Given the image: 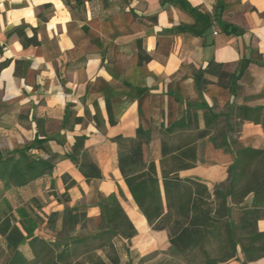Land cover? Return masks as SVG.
Instances as JSON below:
<instances>
[{"label":"crops","instance_id":"0c3cea01","mask_svg":"<svg viewBox=\"0 0 264 264\" xmlns=\"http://www.w3.org/2000/svg\"><path fill=\"white\" fill-rule=\"evenodd\" d=\"M17 27L28 37L36 32L40 44L25 47ZM140 53L149 59L140 63ZM4 61L0 109L8 110L0 112L1 121L8 112L27 119L1 126H27L29 143L37 133L46 136L53 154L50 173L18 188L32 207V199L40 201L47 215L84 206L86 217L97 221L102 201L114 194L139 234L138 226L149 222L120 171L115 138H135L142 126L151 131L143 144L144 161L156 165L164 211L162 148H171L169 156L195 147V157L184 158L191 165L174 173L204 184L207 202L224 203L220 212L210 207V216L226 228L207 237L221 245L219 264H264V200H256L247 179L230 184L239 149L264 151V0H0ZM210 62L241 74L222 85L218 75L206 72L209 83L202 90L196 74ZM241 107L261 108L259 119L244 118ZM182 119L184 126L166 131ZM81 135L87 137L83 151L98 165L101 178L88 180L66 155ZM33 153L49 157L42 150ZM216 186L226 193L224 201L216 198ZM79 229L80 222L70 234L50 240L91 242L96 230L77 234ZM115 237L122 244L128 240L117 235L110 243ZM229 238L236 243L232 254ZM81 245L69 247V260L91 264L82 258L90 251L78 254ZM244 246L251 254L258 248V255L248 259ZM154 248L138 251L147 255ZM25 257L35 258L32 247Z\"/></svg>","mask_w":264,"mask_h":264},{"label":"trees","instance_id":"16d2710c","mask_svg":"<svg viewBox=\"0 0 264 264\" xmlns=\"http://www.w3.org/2000/svg\"><path fill=\"white\" fill-rule=\"evenodd\" d=\"M203 16L205 17V15ZM15 30L25 47L40 44L36 32L32 37H28L22 28L17 27ZM148 59L149 56L140 53V63ZM6 65L7 62L5 61L0 63V70ZM206 72L218 75L219 82L222 85H227L228 80L238 78L241 74L229 73L223 69L221 64L210 62L205 71H199L196 74L198 88L202 90L209 83L204 77ZM107 106L110 121L114 123L109 101ZM260 109L240 108L244 118L254 120L259 119L256 115ZM177 126H184V120L173 123L166 131L172 132ZM39 135L38 133L36 134L32 143H26L9 151L6 155H0V234L4 237L7 248L12 252L7 264H87V261L72 262L69 260L70 252L68 251L72 244H86V238L48 241L34 235L38 222L29 209L31 204H21L14 208L5 195L6 192L18 190V188L52 171L54 167L53 154L46 145L48 138L46 136L40 137ZM86 138L85 135L77 136L72 151L66 155L80 168L88 180L101 178L100 168L83 151ZM150 138L151 131L144 129L142 126L137 128L135 138L117 136L115 140L120 147L119 168L136 203L154 229L163 230L167 227L165 223H169L174 219L172 224L175 225V228H169L171 248L176 253L185 252L192 246L198 245L204 237L207 238L210 234L215 235L218 229L222 230L226 227L224 222L221 223V220L210 216L212 209H210L209 205L206 206L208 202L205 200V197H210L207 187L192 179L180 178L174 173L180 168L191 165L184 162V158L186 156L195 157V147L181 150L178 154L169 156L168 154L172 152L171 148L165 146V144L162 148L164 156L161 162L162 182L168 203V210L167 212L164 211L160 178L157 175L156 165L154 162L148 164L144 161L143 144L148 143ZM179 148L180 146L177 147V149ZM36 149L45 151L49 154V157L45 158L40 154L36 155L32 151ZM261 157H264V151L262 150L252 148L239 149L236 162L230 168L231 187L233 188L237 182L247 179L251 182L248 186H252L251 188L258 201L264 200V191L262 190L264 174H261L260 171L249 170L247 162L250 161V158L258 159ZM246 172L250 174H246ZM215 194L216 198H221L223 201L227 197L219 186H216ZM64 200L68 201V197L64 196ZM32 201L36 202V199H32ZM220 206L222 209L218 210L219 212L225 210L224 203H221ZM101 208V219L97 225V230L91 234V241L99 238L109 240L110 237L117 235L130 239L136 234L133 223L114 194L104 198ZM51 216L49 225L51 229L55 227L57 219L61 218L62 227L69 226L67 233L70 234L76 225L86 218V213L79 212L77 207L68 206L61 213L53 212ZM178 217H183L185 220L180 221ZM259 236L256 235L254 238L257 239ZM26 241L30 243L35 255L32 261L27 260L20 250V245ZM229 249L231 254L236 250V243L232 238H229ZM243 249L246 251L248 259L258 255V253H255L258 248L252 249L254 250L252 254L247 252V247L244 246ZM89 262L91 264H108L102 259L97 261L89 260ZM113 263L117 264V260L115 259ZM207 264H219V262L216 258L208 257Z\"/></svg>","mask_w":264,"mask_h":264},{"label":"rangeland","instance_id":"374dc122","mask_svg":"<svg viewBox=\"0 0 264 264\" xmlns=\"http://www.w3.org/2000/svg\"><path fill=\"white\" fill-rule=\"evenodd\" d=\"M6 110L0 109V112L6 113ZM7 116L8 119L5 122H2L0 117V155H6L9 151L32 141L29 138L30 135L28 132L24 131V128H28L27 126H13L8 128L1 126V123L14 125L16 119L24 121L27 119V115L17 112H8ZM37 154L38 153H36V155ZM86 156L88 157L89 155L86 154ZM247 163L249 164V170L258 172L261 170L264 171V157L258 159L250 158V161ZM25 194L26 192H24L22 189L20 191L13 190L5 193L7 198L11 201L13 207H17L20 203L28 204L29 200H25ZM32 205L33 207L31 206L29 209L36 217L38 222V226L34 231V235L38 234L37 236L51 241L50 239L56 238L57 236L63 237L67 234L69 226L62 227L59 218L57 219L53 229L49 227L53 212L50 211L49 214L46 215L41 209L42 204H40V201H32ZM208 205L209 207L217 208V210H219V206L221 204H219L218 200H214L208 202L206 206ZM78 209L79 212L85 213L84 206H79ZM86 218L80 221V229L77 234H85L87 232L97 230V225L99 224L100 220L98 219L97 221H94L93 219ZM178 218L180 221L185 220L183 217ZM173 222L174 219L169 223H165V226H167L165 229L157 230L154 229L150 223L145 221V224L143 223L142 225L138 226L139 234L136 230L135 235H138L136 237L134 235L132 238L128 239L126 243L122 244L120 239L116 237L113 240V243H110L109 240H104V238H99L98 240L81 245L79 247L78 254L90 251L89 254L82 256V258L85 260L95 261L99 259H102L103 261L107 260V262L111 264H114L113 262L115 259L117 260V264H207L208 257L217 259V250L221 248V245L217 242V240L210 241L206 237H204L198 245L192 246L187 251L176 253V251L171 248V243L169 241V228H175V225L172 224ZM220 222L222 223L223 221ZM154 246L156 249H152L147 255H141L139 252H146ZM30 249L31 246L27 241L20 245V250L24 256L30 254ZM94 249H96V251H94ZM104 249H106L107 255H105ZM108 253L112 254L109 255ZM11 254L12 252L7 248L4 237L0 234V264H7Z\"/></svg>","mask_w":264,"mask_h":264},{"label":"built area","instance_id":"2783aa9c","mask_svg":"<svg viewBox=\"0 0 264 264\" xmlns=\"http://www.w3.org/2000/svg\"><path fill=\"white\" fill-rule=\"evenodd\" d=\"M215 33H217V31H215Z\"/></svg>","mask_w":264,"mask_h":264}]
</instances>
